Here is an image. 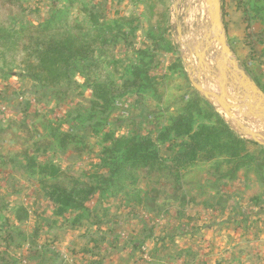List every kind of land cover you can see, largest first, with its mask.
Wrapping results in <instances>:
<instances>
[{"label": "rangeland", "instance_id": "374dc122", "mask_svg": "<svg viewBox=\"0 0 264 264\" xmlns=\"http://www.w3.org/2000/svg\"><path fill=\"white\" fill-rule=\"evenodd\" d=\"M19 1L23 10L16 6H8L9 11L0 10L2 28L19 31L51 17L56 18L55 25L64 19L90 24L88 13L103 11L100 28L110 27L119 37L114 54L103 57L107 63L104 69L117 84L121 86L124 80L131 79L136 68H148L151 76L167 78L158 93H163V104H158L152 92L141 89L122 96L111 114L103 116L89 110L92 93L77 74L79 86L69 92L68 104L57 106L42 92L36 93L34 82L29 81L27 88L20 79L25 74L24 67L14 54L17 46L11 44L19 42L21 35H13V31L7 39L0 37V153L6 160L13 159L24 166L28 164L26 154L41 164L54 163L98 188L85 209L60 215L58 207L39 192L33 170L24 171L19 165H14L11 175L1 170L0 264H264V168L257 167V161L233 177L223 178L209 164H198L179 173L129 169L120 183L108 182L115 176L112 164L120 163L124 155L121 152L115 153V158L108 154L103 157L106 135L143 134L157 128L153 120L145 121L146 106L141 97L151 98L153 116L166 123L170 108L181 94L197 92L188 77L182 51L187 53L188 62L196 64L191 51L209 25L204 0H162L170 48L156 52L152 61L139 54L142 50L153 51V47L143 6L136 0ZM53 1L57 3L55 11ZM177 1L178 16L174 6ZM238 1L222 0L225 26L230 22V10L235 9L230 4L235 6ZM242 1L249 17L245 26H249L250 36L237 34L229 40L235 57L264 91V9L260 18H255L253 11L255 6L263 8L264 4ZM121 17L130 20L118 22ZM178 22L183 43L177 40ZM210 58V63H214ZM142 78L144 84L143 75ZM209 88L218 92L213 84ZM24 102L28 113L39 116L36 124L30 126L29 132L35 133L32 138L21 125L25 119ZM209 104L228 124L225 113ZM200 122L203 121L196 125ZM244 122L260 133L264 129L259 120ZM59 129L85 137L74 145L76 151L84 148L81 154L72 149L62 151L58 142L36 151L38 142L44 145L41 138L49 141L52 132ZM160 149L165 158L172 155L168 145H161ZM227 173L228 170L224 172ZM19 207L26 213L22 221L15 216Z\"/></svg>", "mask_w": 264, "mask_h": 264}, {"label": "trees", "instance_id": "16d2710c", "mask_svg": "<svg viewBox=\"0 0 264 264\" xmlns=\"http://www.w3.org/2000/svg\"><path fill=\"white\" fill-rule=\"evenodd\" d=\"M136 2L143 6V16L148 25V37L153 47V51L142 50L139 54L152 61L156 58V52L170 48L166 38L168 28L165 5L162 0H136ZM261 2L264 4V0H257L256 3ZM242 4L243 1L239 0L233 6L237 17L231 18L230 22L227 21L226 27L231 35L245 33L244 37H248L250 35L247 30L250 28L245 24L249 17ZM8 6H16L23 10L19 0H0V10L9 11ZM56 7L57 3L53 1V11L57 9ZM263 9L264 7L255 6L253 9L255 18L261 17ZM88 14L90 24H85L79 19H64L55 25L56 18L51 17L43 19L38 26L28 25L19 31L2 28L4 24L0 22V37L7 39L13 31V35H21L20 41H13L11 45L18 48L14 54L24 67L25 76L35 83L36 93L42 92L43 96H47L57 106L68 104L71 99L69 92L75 86H79L75 79L77 74L84 78L86 87L92 93L89 109L92 113L99 112L103 116L111 114L118 99L133 91L139 93L141 89L152 92L157 96L158 104H163V93L161 95L158 93L160 88H164V79L167 77L156 78L150 75L148 68L144 71L136 68L131 74L132 80L126 79L119 86L106 72L104 65L107 63L103 57L114 54L113 50L118 47L119 37L110 27L100 28L103 25L100 22V19L104 18L103 11L96 14L90 11ZM127 20L130 19L121 17L118 22ZM142 75L144 84H142ZM181 95L176 105L170 108L169 111L172 112L166 123L159 122V119L153 116L154 112L150 110L153 104L149 102L151 98L141 97L142 105L146 106L145 121H148L147 123L154 121L156 129L143 134L135 132L121 136H114L113 133L106 135L104 142L107 148L103 151V157L106 154L113 157L115 153L121 152L124 155L120 163L112 164L115 176L108 180L109 183H120L121 176L125 170L129 169L144 170L149 173H179L182 169L198 164H209L216 173L225 178L227 175L235 176L239 170L249 167L256 161L257 167L264 168V148L239 137L215 108L197 92H183ZM51 101L47 100V102ZM28 112V109L23 110L25 119L21 125L32 138L35 133L29 132L30 126L36 124L39 116L36 112ZM25 121H29L30 124ZM199 121L204 123L200 122L196 125ZM59 128L61 129V125ZM60 129L59 132H52L50 142L41 138L40 141L44 145L38 142L36 151L39 152L41 147L47 149L53 142H58L62 151L72 149L77 154H81L84 148L76 151L74 145L76 140H83L85 137L73 132H63ZM161 145H168L172 152L169 158L162 155ZM26 161L28 164L24 166L16 160H6L0 153V172L4 173L1 170H7L6 173L11 175L14 165L21 166L24 171L33 170L31 174L38 177L36 184L39 186V192L58 207L57 213L60 215L68 211L85 209L86 203L97 193L98 188L95 185L79 180L54 163L41 164L35 157L28 154H26ZM226 170L229 173L224 174ZM25 214V210L19 207L15 216L22 221Z\"/></svg>", "mask_w": 264, "mask_h": 264}, {"label": "water", "instance_id": "95a60500", "mask_svg": "<svg viewBox=\"0 0 264 264\" xmlns=\"http://www.w3.org/2000/svg\"><path fill=\"white\" fill-rule=\"evenodd\" d=\"M204 2L209 25L202 40L191 51L196 64L188 62L187 53L182 51L188 77L206 101L225 113L233 131L264 147V134L244 122V119L259 120L264 124V91L235 57L225 26L222 0ZM174 6L178 16L179 1ZM177 40L183 43L180 22L177 25ZM211 56L214 63H210ZM209 84L215 85L218 92L211 90Z\"/></svg>", "mask_w": 264, "mask_h": 264}, {"label": "crops", "instance_id": "0c3cea01", "mask_svg": "<svg viewBox=\"0 0 264 264\" xmlns=\"http://www.w3.org/2000/svg\"><path fill=\"white\" fill-rule=\"evenodd\" d=\"M230 5H232L231 7H233V4H230ZM230 14H231V17H230V19L231 18H236L237 17V13H236V10L235 9H231L230 10V12H229ZM225 14H226V12H225ZM228 14V13H227ZM226 29H227V27H226ZM228 32V31H227ZM228 34V36H229V39H235V37H236V34H233V35H231V34H229V32L227 33ZM234 51V50H233ZM238 60V59H237ZM239 61V60H238ZM22 78H20L21 80H23V82L25 83L26 82V87L28 88V82L30 81V82H32L33 83V81H31L30 79H28L26 76H25V74H23V75H20ZM8 77V76H7ZM14 77V76H13ZM21 87H23L22 85H20ZM10 91L11 92H13L14 91V89H10ZM25 91H27V90H25ZM23 96H24V94H22ZM92 96V95H91ZM24 104V106H25V109L27 108V104H26V102H24L23 103ZM28 109V108H27ZM3 254H4V258H6L7 259V254H6V252H3ZM9 264V263H8Z\"/></svg>", "mask_w": 264, "mask_h": 264}, {"label": "bare ground", "instance_id": "6f19581e", "mask_svg": "<svg viewBox=\"0 0 264 264\" xmlns=\"http://www.w3.org/2000/svg\"><path fill=\"white\" fill-rule=\"evenodd\" d=\"M262 134H264V129L261 131Z\"/></svg>", "mask_w": 264, "mask_h": 264}, {"label": "built area", "instance_id": "2783aa9c", "mask_svg": "<svg viewBox=\"0 0 264 264\" xmlns=\"http://www.w3.org/2000/svg\"><path fill=\"white\" fill-rule=\"evenodd\" d=\"M5 109V108H4Z\"/></svg>", "mask_w": 264, "mask_h": 264}]
</instances>
